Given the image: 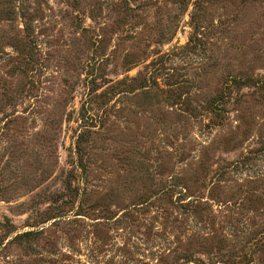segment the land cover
Masks as SVG:
<instances>
[{
    "label": "rangeland",
    "instance_id": "rangeland-1",
    "mask_svg": "<svg viewBox=\"0 0 264 264\" xmlns=\"http://www.w3.org/2000/svg\"><path fill=\"white\" fill-rule=\"evenodd\" d=\"M0 264H264V0H0Z\"/></svg>",
    "mask_w": 264,
    "mask_h": 264
},
{
    "label": "trees",
    "instance_id": "trees-1",
    "mask_svg": "<svg viewBox=\"0 0 264 264\" xmlns=\"http://www.w3.org/2000/svg\"><path fill=\"white\" fill-rule=\"evenodd\" d=\"M27 28H28V24H27ZM213 107V111H215V110H218L214 105L212 106ZM217 114V113H216Z\"/></svg>",
    "mask_w": 264,
    "mask_h": 264
}]
</instances>
